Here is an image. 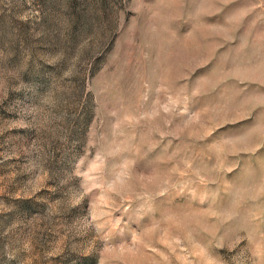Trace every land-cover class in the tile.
I'll return each instance as SVG.
<instances>
[{
  "label": "rangeland",
  "instance_id": "374dc122",
  "mask_svg": "<svg viewBox=\"0 0 264 264\" xmlns=\"http://www.w3.org/2000/svg\"><path fill=\"white\" fill-rule=\"evenodd\" d=\"M0 264H264V0H0Z\"/></svg>",
  "mask_w": 264,
  "mask_h": 264
}]
</instances>
